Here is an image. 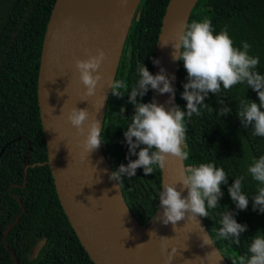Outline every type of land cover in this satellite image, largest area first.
Masks as SVG:
<instances>
[{"label": "trees", "instance_id": "16d2710c", "mask_svg": "<svg viewBox=\"0 0 264 264\" xmlns=\"http://www.w3.org/2000/svg\"><path fill=\"white\" fill-rule=\"evenodd\" d=\"M56 0H0V264H16L12 249L20 264H95L83 245L61 205L49 165L30 166L25 184L24 169L31 145L30 163L48 160V149L38 103V78L44 36ZM169 0H142L134 18L115 77L128 83L123 98H108L101 145L105 153L114 155L115 171L127 165L129 149L124 132L131 123L134 106L128 94L140 79L138 66L143 63L153 73L158 35ZM209 18L216 33L227 26L236 47L248 42L250 55L258 56L257 71L264 75V0H199L189 23ZM187 83L183 61L179 64L176 105L184 111L186 101L181 94ZM259 103L257 93L247 83L209 93L207 107L201 115L185 117V150L189 152L186 166L214 163L228 175V183L221 185L224 193L209 217L203 218L208 231L229 264L233 259L248 257L253 236L264 234V213L253 210L252 197L264 187L254 180L248 167L254 159L264 156V137L254 135L252 126H244L237 115L242 100ZM138 100L151 102V89ZM227 106L231 112L221 116L219 110ZM139 149H137V152ZM114 166V164H113ZM154 173L145 176L138 168L136 175L120 181L125 200L141 224L150 222L157 210L161 192V169L154 165ZM243 177L242 191L248 195L246 210H239L231 200L228 187ZM25 211L19 221L4 234L9 224ZM230 211L238 223L246 224L240 243L217 237L222 215ZM46 238L36 257L32 249ZM9 248L7 247V245Z\"/></svg>", "mask_w": 264, "mask_h": 264}, {"label": "water", "instance_id": "95a60500", "mask_svg": "<svg viewBox=\"0 0 264 264\" xmlns=\"http://www.w3.org/2000/svg\"><path fill=\"white\" fill-rule=\"evenodd\" d=\"M141 1H55L44 36L38 78V103L48 149V160L31 164L32 147L29 145L24 169L25 184L30 166L49 165L61 205L81 244L95 264H166L167 254L161 251V237L168 238L169 252L172 246L177 249L172 264H200L198 257L204 258L215 248L223 257L218 264H229L213 240L203 218L197 217L205 233L213 241V244L204 247H201L200 236L203 233L194 221L187 223V220H181L177 222L174 230L171 223L165 225L161 222L163 207L160 199L150 222L141 224L129 208L121 184L116 181L128 212L139 228L136 236H132L113 204L101 168L102 160L113 172L116 167L114 155L112 163L109 162L104 156V149L101 145L86 157L79 147V142L84 137L79 136L76 129L67 121V114L72 107L88 109V97L84 96L85 88L75 67L76 60H83L86 47L94 41L95 36L101 38L99 35H93L95 32L99 31L103 35L104 31L118 26L117 15H125L126 26L123 32V42L112 77V80H115L126 40ZM198 2L199 0H169L158 35L154 60H158L159 64H153L152 74L155 75L160 72L161 68H164L169 77H175L172 81L175 90V104L180 61L172 60L173 49L170 44L163 46V42H172L176 39V33L183 30L181 25L189 23ZM115 36L119 40V36ZM110 93L111 89L105 100L101 128L104 124ZM169 96V93L160 94L151 89V101L155 100L159 104H165ZM165 107L168 108L170 105L165 104ZM92 119L90 114L89 120L85 122V128ZM186 168L185 161L169 157L165 167L160 168L161 191L165 183L177 182V190L182 192V196H187V188L178 182L180 171ZM16 199L22 206V211L13 223L8 225L4 234L5 243L8 232L25 211L24 203L19 197ZM150 232H152L151 237ZM46 240L43 238L38 246L32 249L31 258L38 255L40 246L44 245ZM139 244L143 245L137 246ZM6 245L9 248L8 244ZM10 250L15 263L20 264L16 253ZM204 264H216V262H209L205 259Z\"/></svg>", "mask_w": 264, "mask_h": 264}, {"label": "clouds", "instance_id": "9594fccd", "mask_svg": "<svg viewBox=\"0 0 264 264\" xmlns=\"http://www.w3.org/2000/svg\"><path fill=\"white\" fill-rule=\"evenodd\" d=\"M181 27L183 30L176 33V39L172 42L164 41L163 46L171 45L172 60L183 61L187 71V83L183 85L184 91L181 94L182 99L187 102V111L174 103L175 90L172 81L175 77H169L164 68L153 75L141 63L137 69L140 79L128 94L129 102L134 106V114L124 132L129 156L135 155L138 158L129 159L127 165L121 164L111 173V180L120 183L125 176H135L138 168H142L147 176L154 173V165L163 169L169 157L180 161L188 160L189 152L185 150V117L201 115L200 107H207L205 98L209 93H220L221 86L229 90L237 84L246 82L248 88L257 93L259 103L249 99L242 100L237 115L242 125L254 128V135L264 137V75L257 71L260 58L250 55L252 46L245 41L242 42V47H236L227 26L216 33L209 18L193 20ZM105 59V52L98 49L96 55H91L86 60H76L75 67L85 88L84 96H95L97 85L103 79L99 69ZM153 63L159 64V61L154 60ZM109 87L111 95L118 98H123V91H128L129 88L124 79L112 80ZM149 89L160 94L169 93V99L165 104L170 107L166 108L165 104H159L155 100L148 103L140 102L138 98L147 94ZM230 112L231 109L227 106L219 110L221 116ZM89 117L90 113L86 108L72 107L67 114V121L76 129L79 136L84 137L79 142V147L86 157L104 142L99 119L93 118L85 128V122ZM248 172L254 180L264 185V156L254 159L248 167ZM179 177L178 182L187 188L188 194L182 196V192L177 190V182L163 185V191L159 193L160 204L163 207L161 222L165 225L171 223L174 230L177 222L181 220H187V223L194 221L203 233L200 235L201 247L213 244L197 217H209V209H215L219 205L218 202L224 194L221 185L228 183V175L222 167L218 168L214 163H201L199 166L180 171ZM242 180L243 177L235 179L228 187V193L237 209L246 210L249 198L242 191ZM252 201L253 210L259 209L264 213V187L258 189ZM220 224L222 226L216 234L217 237L224 240L232 239L233 243L238 245L241 233L247 230V225L238 223L230 211L222 215ZM168 250V238L161 237V251L167 254L166 264H172L177 249L172 246L171 251ZM248 252L250 253L248 257H239V264H264V234L258 231L253 236ZM221 258L223 257L216 248L204 258L198 257L200 264H204L205 259L218 264ZM231 264H237V260L233 259Z\"/></svg>", "mask_w": 264, "mask_h": 264}, {"label": "bare ground", "instance_id": "6f19581e", "mask_svg": "<svg viewBox=\"0 0 264 264\" xmlns=\"http://www.w3.org/2000/svg\"><path fill=\"white\" fill-rule=\"evenodd\" d=\"M119 24L117 27H112L108 31H104L103 35L99 31L95 32L94 41L90 42L83 54V60L88 59L91 55H96L98 49H102L106 54V59L104 60L101 68L99 69L100 73L103 76V79L98 83L96 94L93 97H88V111L90 112L92 118L99 119L100 123L102 121L105 100L110 89L109 83L112 81L116 65L118 62L119 53L122 46V40L124 36V30L126 26L125 15H117ZM98 28V27H97ZM119 36L118 38L115 36ZM80 76V73H79ZM103 105L101 108L100 106ZM99 109V111H97ZM101 168L104 172L105 183L108 186L113 204L117 209L120 218L123 220L126 229L130 232L132 236H136L137 231L139 230L137 224L130 216L126 204L121 196L116 180H111L110 175L111 171L107 164L101 160Z\"/></svg>", "mask_w": 264, "mask_h": 264}, {"label": "rangeland", "instance_id": "374dc122", "mask_svg": "<svg viewBox=\"0 0 264 264\" xmlns=\"http://www.w3.org/2000/svg\"><path fill=\"white\" fill-rule=\"evenodd\" d=\"M104 156H105V158L109 161V162H111L112 163V155L111 154H107V153H105L104 152ZM112 165V164H111ZM115 171V170H114Z\"/></svg>", "mask_w": 264, "mask_h": 264}, {"label": "flooded vegetation", "instance_id": "af4514ba", "mask_svg": "<svg viewBox=\"0 0 264 264\" xmlns=\"http://www.w3.org/2000/svg\"><path fill=\"white\" fill-rule=\"evenodd\" d=\"M108 154V153H107Z\"/></svg>", "mask_w": 264, "mask_h": 264}]
</instances>
